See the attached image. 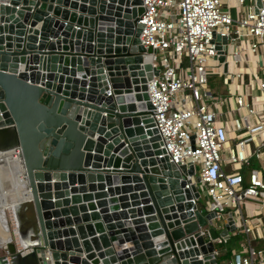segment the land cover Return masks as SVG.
<instances>
[{
    "label": "water",
    "instance_id": "1",
    "mask_svg": "<svg viewBox=\"0 0 264 264\" xmlns=\"http://www.w3.org/2000/svg\"><path fill=\"white\" fill-rule=\"evenodd\" d=\"M142 12V0H0V153L15 147L25 192L4 213L0 264H217L214 242L237 231L230 213L213 226L193 164L158 157Z\"/></svg>",
    "mask_w": 264,
    "mask_h": 264
},
{
    "label": "built area",
    "instance_id": "2",
    "mask_svg": "<svg viewBox=\"0 0 264 264\" xmlns=\"http://www.w3.org/2000/svg\"><path fill=\"white\" fill-rule=\"evenodd\" d=\"M256 1L142 0L137 20L140 44L154 50L150 63L158 70L146 89L163 150L158 157L193 164L199 180L188 177L189 184L206 196L213 226L220 228L217 221L230 213L236 232L244 234L242 251L227 264H264V248L252 245L264 240V224L255 212L243 216L241 210L249 200L264 214V168H250L245 185L243 173L252 155L264 154V0L257 11ZM216 36L227 41L225 72L216 59ZM212 76L232 86L225 100L211 91ZM200 235L209 239L206 229Z\"/></svg>",
    "mask_w": 264,
    "mask_h": 264
},
{
    "label": "bare ground",
    "instance_id": "3",
    "mask_svg": "<svg viewBox=\"0 0 264 264\" xmlns=\"http://www.w3.org/2000/svg\"><path fill=\"white\" fill-rule=\"evenodd\" d=\"M7 153L8 154L0 153V165L3 164V166L5 167H2V168H6V169H3L2 172L0 173V193H2L3 195H7L8 202H9V209H11L12 204L16 201V199L13 201L12 200L13 198H11V196L13 195L12 190L14 191L13 193L17 195V198L20 197V195L18 194H21L24 196L25 192H23L24 190L20 186L24 183V178H23L21 170H18V169H21L20 168L21 166H20L18 155L16 154L15 147H13L10 144L8 146ZM4 159H7V162L9 164H5ZM11 164L15 166L16 168L15 171L12 170ZM0 202H1V197H0ZM0 220H1L0 229L3 230L1 239H2V242H4V240L8 238V234H7V230H6V226L4 222V215L2 214L1 206H0Z\"/></svg>",
    "mask_w": 264,
    "mask_h": 264
},
{
    "label": "trees",
    "instance_id": "4",
    "mask_svg": "<svg viewBox=\"0 0 264 264\" xmlns=\"http://www.w3.org/2000/svg\"><path fill=\"white\" fill-rule=\"evenodd\" d=\"M209 86L211 88V90H217L218 88H220V80H215L212 81L211 79H209ZM254 165L250 163V165L243 171L244 173V185L246 184V173L248 172V170L250 168H253ZM243 234H241V232H235L232 233L229 237V239H227L226 241H217L215 242V248L218 251V253L216 254V261L217 264H227V261L232 257V255L234 254L235 251H237L240 248V244L238 245V242H240L241 240H243ZM238 245V246H237ZM261 245H263L264 247V242L256 244L255 246L261 247Z\"/></svg>",
    "mask_w": 264,
    "mask_h": 264
},
{
    "label": "crops",
    "instance_id": "5",
    "mask_svg": "<svg viewBox=\"0 0 264 264\" xmlns=\"http://www.w3.org/2000/svg\"><path fill=\"white\" fill-rule=\"evenodd\" d=\"M258 76H260L259 74H257ZM244 81L247 82L248 81V76L247 75H244ZM230 89H227L226 86L222 85V81H220V88H218L217 90L215 89L214 91L211 90L213 92V94L217 97V98H220L221 100H225V98L228 97V95L230 94V92H232V86H229L228 87ZM227 91V93H226ZM229 91V92H228ZM226 105V104H225ZM227 106H230V103H227ZM219 108L221 109H225L224 105H220ZM256 148H254V144L250 143V150L253 152ZM251 164L254 165V168H260V169H263L264 168V154H262L261 156H256V155H252L251 156ZM1 194L0 193V197H1ZM3 196V194H2ZM2 199V198H1ZM198 202H201V196L198 200ZM202 203V202H201ZM203 204V203H202ZM0 206H1V210H2V214L4 215V212H3V209H2V205H1V202H0ZM255 212L256 215H258L260 218L264 216V214H262L260 211H259V207L257 205H254L252 208H248V209H245L244 212H242L243 216H247V214L249 213L250 215H252L253 213ZM1 221V220H0ZM232 233H230L231 235ZM241 234H243L241 232ZM243 238H244V234H243ZM264 242V240H255V244H259V243H262ZM243 243H244V239L242 240V243H241V246L240 248L235 251L234 253L236 252H241L242 249H243Z\"/></svg>",
    "mask_w": 264,
    "mask_h": 264
},
{
    "label": "rangeland",
    "instance_id": "6",
    "mask_svg": "<svg viewBox=\"0 0 264 264\" xmlns=\"http://www.w3.org/2000/svg\"><path fill=\"white\" fill-rule=\"evenodd\" d=\"M225 5H226V2H224V8H225ZM263 63H264V57H263ZM210 79L212 80V81H215V80H222V79H220L218 76H212V77H210ZM227 89H229V88H227ZM229 91H230V89H229ZM228 91V92H229ZM226 93H227V91H226ZM8 140V136H6V135H0V150L3 148L1 145H2V142H6ZM200 190H201V192H202V188H199ZM204 192V191H203ZM206 196H204V195H202V193H201V202L203 203V204H205V201H206V198H205ZM1 205H2V209H3V212L5 213V211H10V209H9V202H8V197H7V195H3L2 196V194H1ZM255 205V203L254 202H252V201H249V200H246L245 202H242L241 203V210H242V212H244L245 211V209H248V208H252L253 206ZM10 215H11V213H10ZM6 217H7V223H8V226H9V228H11L12 227V221H10V216H9V214L7 213L6 214ZM261 220H262V222H263V224H264V216L263 217H261ZM241 243H242V240L240 241V242H238V245L240 244L241 245ZM237 245V246H238ZM252 245L253 246H255L256 244H255V240H252ZM256 247V246H255ZM261 247H263V245H261ZM264 248V247H263Z\"/></svg>",
    "mask_w": 264,
    "mask_h": 264
}]
</instances>
